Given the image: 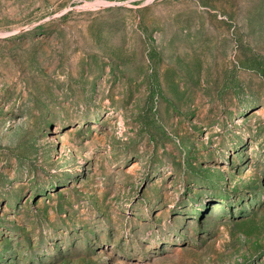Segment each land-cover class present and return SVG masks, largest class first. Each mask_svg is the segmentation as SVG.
I'll return each mask as SVG.
<instances>
[{
    "label": "rangeland",
    "instance_id": "rangeland-1",
    "mask_svg": "<svg viewBox=\"0 0 264 264\" xmlns=\"http://www.w3.org/2000/svg\"><path fill=\"white\" fill-rule=\"evenodd\" d=\"M0 264H264V0H0Z\"/></svg>",
    "mask_w": 264,
    "mask_h": 264
}]
</instances>
